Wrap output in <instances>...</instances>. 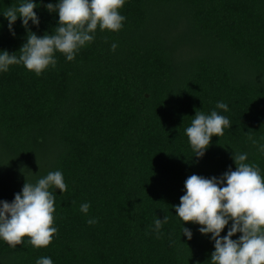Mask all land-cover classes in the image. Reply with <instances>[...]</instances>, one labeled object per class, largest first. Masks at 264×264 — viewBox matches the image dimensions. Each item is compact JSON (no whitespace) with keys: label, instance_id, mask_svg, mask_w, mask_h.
Listing matches in <instances>:
<instances>
[{"label":"trees","instance_id":"obj_1","mask_svg":"<svg viewBox=\"0 0 264 264\" xmlns=\"http://www.w3.org/2000/svg\"><path fill=\"white\" fill-rule=\"evenodd\" d=\"M22 2L0 0V52L17 57L28 32L55 34L59 20L46 8L58 0H32L38 25L17 17L10 31L3 13ZM119 12L121 29L97 27L72 61L56 52L40 75L0 72V201L54 171L67 185L50 188L51 243L0 240V264H211V233L175 212L186 179L219 180L237 154L264 177V0H125ZM212 111L231 127L196 157L186 128Z\"/></svg>","mask_w":264,"mask_h":264},{"label":"clouds","instance_id":"obj_2","mask_svg":"<svg viewBox=\"0 0 264 264\" xmlns=\"http://www.w3.org/2000/svg\"><path fill=\"white\" fill-rule=\"evenodd\" d=\"M125 0H58L54 6L49 3V12H58V24L55 34L38 37L32 32L27 35L26 43L19 49V57L0 52V72L9 66L22 64L26 70L40 75L49 65L56 64L54 54H63L68 61L75 58L76 52L94 39L97 27L101 31H119L125 17L119 12ZM37 7L32 0H23L18 7H10L4 13L9 30L20 17L22 26L27 29L29 21L38 25L34 12ZM117 45L111 48L115 51ZM216 108L224 111L228 106L218 102ZM231 127L230 121L217 111L209 115L196 112L191 125L186 128V136L196 157H202L210 144L211 137L222 136L224 129ZM255 143V141H253ZM264 151V146H261ZM235 171H228L218 180L189 176L185 183V194L175 207L176 215L183 223L201 225V234L211 233L215 241L211 264H264V177L255 164H248L246 154H237L234 158ZM224 184L226 186H220ZM67 190L63 174L60 171L48 173L33 185L24 183L21 193H17L11 203L0 201V240L15 248L27 237L33 247H47L57 228L53 226L55 198L50 188ZM90 204L80 205V211L87 214ZM232 221L227 235L221 237V231ZM95 218L88 224H95ZM167 217L156 219L157 232ZM182 233L191 239L192 233L182 228ZM236 233L238 239L233 240ZM36 264H53L51 258L42 257Z\"/></svg>","mask_w":264,"mask_h":264}]
</instances>
